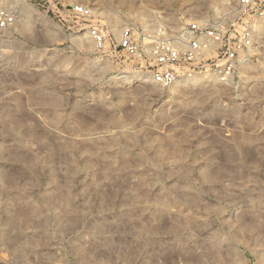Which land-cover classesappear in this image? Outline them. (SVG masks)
<instances>
[{"label":"rangeland","instance_id":"374dc122","mask_svg":"<svg viewBox=\"0 0 264 264\" xmlns=\"http://www.w3.org/2000/svg\"><path fill=\"white\" fill-rule=\"evenodd\" d=\"M2 10L0 264H264V5L233 82L170 87L150 77L154 34L196 19L239 31L237 0ZM127 26L139 59L114 51Z\"/></svg>","mask_w":264,"mask_h":264},{"label":"built area","instance_id":"2783aa9c","mask_svg":"<svg viewBox=\"0 0 264 264\" xmlns=\"http://www.w3.org/2000/svg\"><path fill=\"white\" fill-rule=\"evenodd\" d=\"M263 5L264 0H237L239 22L243 24L239 31L198 19L189 21L179 31L162 25L163 30L154 34L149 45L152 81L161 87H170L185 77L206 72L223 84L233 82L240 66L252 58L254 21ZM73 10L82 14L84 6L74 5ZM11 20L8 10L0 11L1 27H6ZM89 35L98 49L106 48L109 34L104 27L93 25ZM145 48L134 28L127 26L114 51L139 59L147 53Z\"/></svg>","mask_w":264,"mask_h":264},{"label":"bare ground","instance_id":"6f19581e","mask_svg":"<svg viewBox=\"0 0 264 264\" xmlns=\"http://www.w3.org/2000/svg\"><path fill=\"white\" fill-rule=\"evenodd\" d=\"M199 79H200V78H199ZM199 79H198V80H199Z\"/></svg>","mask_w":264,"mask_h":264}]
</instances>
